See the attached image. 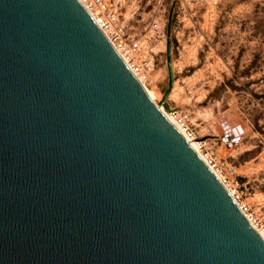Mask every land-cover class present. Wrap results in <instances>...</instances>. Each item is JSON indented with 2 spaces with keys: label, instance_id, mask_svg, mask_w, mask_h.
Segmentation results:
<instances>
[{
  "label": "water",
  "instance_id": "water-1",
  "mask_svg": "<svg viewBox=\"0 0 264 264\" xmlns=\"http://www.w3.org/2000/svg\"><path fill=\"white\" fill-rule=\"evenodd\" d=\"M0 264H264L77 0H0Z\"/></svg>",
  "mask_w": 264,
  "mask_h": 264
},
{
  "label": "rangeland",
  "instance_id": "rangeland-1",
  "mask_svg": "<svg viewBox=\"0 0 264 264\" xmlns=\"http://www.w3.org/2000/svg\"><path fill=\"white\" fill-rule=\"evenodd\" d=\"M148 70L144 85L164 112L185 113L249 212L264 224V0H108ZM170 14L167 98L165 26ZM242 138L222 147L218 125Z\"/></svg>",
  "mask_w": 264,
  "mask_h": 264
},
{
  "label": "built area",
  "instance_id": "built-area-1",
  "mask_svg": "<svg viewBox=\"0 0 264 264\" xmlns=\"http://www.w3.org/2000/svg\"><path fill=\"white\" fill-rule=\"evenodd\" d=\"M85 11L90 15L94 23L101 30L105 38L111 44L113 49L125 63L129 71L140 83H143L148 70L146 64L145 70L141 64L131 58L134 52H138V43L129 37L124 25L119 21L115 7L108 0H77ZM167 118L173 126L179 131L180 135L187 141L193 142V149L199 156L201 161L212 172L216 179L229 193L235 202L238 210L243 215L248 224L257 232L264 234V224L258 222L249 212L248 206L240 201L239 195L235 189H232L222 173L219 161L215 155L206 150L205 144L207 140H201L195 134V130L190 124L187 115L180 111L169 109L166 110ZM243 136V130L239 125H229L226 122H221L218 125L217 140L219 145L224 147L239 141Z\"/></svg>",
  "mask_w": 264,
  "mask_h": 264
},
{
  "label": "bare ground",
  "instance_id": "bare-ground-1",
  "mask_svg": "<svg viewBox=\"0 0 264 264\" xmlns=\"http://www.w3.org/2000/svg\"><path fill=\"white\" fill-rule=\"evenodd\" d=\"M142 87V89L145 91V93L147 94V96L149 97V99L157 106L158 110L165 116V118L168 120V122L173 126V124L171 123V121L167 118L166 113L163 111V109H161L160 104L157 103L156 100H154L149 92V90L145 87L144 83H142L140 81L139 83ZM174 127V126H173ZM175 128V127H174ZM176 129V128H175ZM177 130V129H176ZM178 131V130H177ZM179 132V131H178ZM180 134V133H179ZM188 144L191 146V148L193 149L194 143L193 142H188ZM194 150V149H193ZM230 193V191H229ZM259 236L264 240V234L258 233Z\"/></svg>",
  "mask_w": 264,
  "mask_h": 264
}]
</instances>
